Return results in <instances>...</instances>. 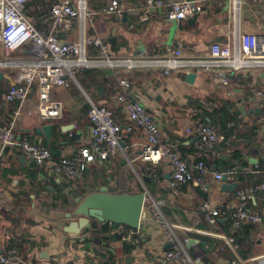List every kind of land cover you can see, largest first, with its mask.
Here are the masks:
<instances>
[{"label": "crops", "instance_id": "obj_1", "mask_svg": "<svg viewBox=\"0 0 264 264\" xmlns=\"http://www.w3.org/2000/svg\"><path fill=\"white\" fill-rule=\"evenodd\" d=\"M56 1L27 0L24 14L39 33L58 37L63 32L65 43L78 41L83 35H95L102 38L113 57L203 56L211 44L228 40L225 30L232 38L238 33L264 32V0L243 3L236 11L228 9L229 0H191L200 3L202 12L181 22H170L163 13L153 14L147 22L128 13L116 18L103 13L110 0H87L91 17L76 21L69 32L56 29L50 16V7ZM118 1L123 6H136L141 0ZM88 50L91 55L98 53L92 46ZM30 57L28 45L9 54L0 49V124L13 120L14 112L21 110L22 114L15 117V132L37 145L42 140L41 145L50 150L54 161L79 148H88L87 114L90 102L95 103L77 80L67 88L57 87L51 92L52 100L64 103L60 119L42 122L35 115L36 82L27 90L24 101L6 100V93L15 83L18 62ZM97 70L102 77L84 80L100 99L95 105L106 106L113 112L115 123L122 129L121 141L128 147L127 160L114 157L89 163L78 182L70 183L53 174L49 166L38 167L19 152L0 148V254L16 250L23 264H169L165 253L171 246L160 226L154 223L147 204L138 228L140 235L130 241H122L118 226L108 222L93 220L79 234L64 231L76 221L73 213L77 200L106 188L111 195L148 193L159 203L179 238L188 240V252L200 257L202 264H264V191H255L252 198L243 202L261 216V223H249L250 227L237 233L232 210L242 204L237 198L239 190L255 188L264 181V117L249 113V109L264 107V68L230 74L227 86L206 72L172 71L166 75L161 70ZM188 73L196 74L191 82L185 78ZM256 92H262L263 98H258ZM122 93L150 111L162 141L184 161L195 163L204 159L206 173L194 172L192 183L171 188L170 168L164 160L158 179L146 176V164L138 155L147 139L129 118L121 102ZM223 107L230 121L225 127L221 155L216 158L197 153L194 130L199 119L195 116L203 108L214 113ZM29 110L31 113L27 114ZM43 124L51 126L49 140L32 132ZM215 173L226 175V182L236 183V189L222 193ZM205 201L218 209L217 221L221 225L207 222L202 210ZM235 237L241 241L238 245L233 243Z\"/></svg>", "mask_w": 264, "mask_h": 264}, {"label": "built area", "instance_id": "obj_2", "mask_svg": "<svg viewBox=\"0 0 264 264\" xmlns=\"http://www.w3.org/2000/svg\"><path fill=\"white\" fill-rule=\"evenodd\" d=\"M259 0H229L228 9L236 11L241 4H255ZM27 0H0V49L9 54L28 45L31 57L17 64L15 83L5 95L7 101H24L27 90L36 82L38 104L35 109L37 118L46 122L60 119L65 108L64 103L51 99L53 89L67 88L76 82V74L84 69H111L127 73L146 70H161L163 74L172 71L206 72L227 86L230 74L246 70L264 68V32L238 33L232 38L225 30V43H213L203 56L182 57L181 55L148 56L124 55L111 56L102 38L95 35H83L80 40L61 44L54 34L39 33L30 17L24 14ZM50 16L56 29L69 32L74 29L79 19H89L87 0H58L50 7ZM202 12L198 1L182 0L166 2L164 0H141L136 6H123L118 0H110L103 13L121 18L128 13L139 16L141 22H147L153 14L163 13L169 21L181 22ZM90 26V24H89ZM97 49L96 55L89 53L88 47ZM124 85V82H121ZM263 98L262 92H256ZM121 102L127 109L129 118L146 136L138 159L146 164V170L153 178H157L160 166L167 160L170 168L169 186L171 188L190 184L194 180V172L203 175L207 171L204 161L187 163L179 153L162 141L158 126L151 119L145 107L139 102H131L122 93ZM31 111H27V114ZM22 114L14 112V119L0 124V148L19 152L30 163L38 167L49 166L52 173L64 178L67 182H78L82 171L95 161H108L114 157L127 160L128 147L122 144L121 127L115 123L113 112L106 106L90 102L88 119L90 142L88 148H79L75 153L63 156L58 161L52 159L49 149L37 145L25 136L15 132V117ZM129 128L128 130H131ZM196 152L211 157L221 155V144L225 141L226 128H213L201 122L195 127ZM224 174L215 173L214 178L220 180ZM264 191V181L257 187L239 190L237 198L242 202L234 210V226L259 224V214L246 208L245 200L252 198L255 191ZM144 203L152 214L154 223L158 224L170 249L165 253L169 264H202L200 257H193L186 249L188 240H181L163 216L159 203L144 192ZM209 224L215 226L219 215L218 209L207 201L202 203ZM117 234L122 241H130L140 235L139 229L118 226ZM0 264H23L21 255L16 250L0 254ZM98 264V263H89Z\"/></svg>", "mask_w": 264, "mask_h": 264}, {"label": "water", "instance_id": "obj_3", "mask_svg": "<svg viewBox=\"0 0 264 264\" xmlns=\"http://www.w3.org/2000/svg\"><path fill=\"white\" fill-rule=\"evenodd\" d=\"M58 38L60 39L61 44L65 43L63 32L58 34ZM195 76V73H188L185 75V78L188 82H191L194 80ZM2 78L3 76L0 73V80H2ZM131 102L137 101L131 99ZM241 109L243 110V108ZM146 111L150 112L147 109ZM249 113L258 114L260 117H264V107L249 109ZM32 132L37 136L49 140L51 126L45 124L39 125L33 128ZM41 142L42 140H39L38 145H41ZM143 180L148 182V178L146 177H144ZM226 180L227 176L223 175L220 179V191L222 193H232L236 189L237 184H228ZM144 199V192L139 194L111 195L107 193L106 188H102L98 193L90 194L83 199L80 198L77 200L78 206L73 213V216L76 217V221L71 222L64 231L71 234H79L80 231L88 226L93 220L99 223L108 222L117 226L121 225L130 229H137L140 226V220L145 211Z\"/></svg>", "mask_w": 264, "mask_h": 264}, {"label": "trees", "instance_id": "obj_4", "mask_svg": "<svg viewBox=\"0 0 264 264\" xmlns=\"http://www.w3.org/2000/svg\"><path fill=\"white\" fill-rule=\"evenodd\" d=\"M102 76L103 75H102L101 71L97 70V69L96 70L95 69H84V70L80 71V73L76 74V80L81 84V86L84 88L86 93L89 95L90 99L95 104H97L100 99L96 97L95 93L91 92L89 86L86 85L84 78L86 77V78H90L92 80H97V79H99ZM104 81L106 82V84L109 83L108 80H104ZM98 89H99V87H98ZM228 116H229L228 111L226 109H224V107L222 109H220V111L219 110H215L214 113L213 112H209L207 109L203 108L201 113L197 114L195 116V118L199 119L198 122H201V123H203L205 125H209L210 127H211L212 124H217L218 126L225 128L226 125L230 121ZM235 156H236V154H234V158H235ZM217 161L219 162L220 159L218 158ZM144 174L146 176L152 177L151 174L146 170V168H145ZM159 177H160V172H158L157 178H153V177L152 178L153 179H158ZM216 225L219 226L221 224H219V222L217 221ZM250 226H251V224H246L244 226H239L238 227L239 229H238L237 233H239V231L242 230L243 228L247 229ZM236 237L233 238V243L238 245V243H241V241H237ZM189 254L191 255L190 252H189Z\"/></svg>", "mask_w": 264, "mask_h": 264}]
</instances>
